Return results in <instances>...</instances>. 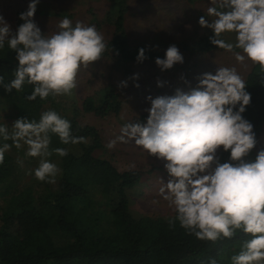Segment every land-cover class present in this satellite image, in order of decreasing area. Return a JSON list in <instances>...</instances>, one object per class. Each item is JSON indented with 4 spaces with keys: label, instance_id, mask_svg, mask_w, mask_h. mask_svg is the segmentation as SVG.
<instances>
[{
    "label": "clouds",
    "instance_id": "9594fccd",
    "mask_svg": "<svg viewBox=\"0 0 264 264\" xmlns=\"http://www.w3.org/2000/svg\"><path fill=\"white\" fill-rule=\"evenodd\" d=\"M38 2L29 0L26 10L18 14L23 23L15 30L0 14V49L7 45L14 50L18 62L13 78L3 83L0 76V84L6 91L17 92L32 85L28 100L71 95L80 69L105 51L104 36L94 24H73L67 16L59 21L57 31L42 32L33 19ZM198 23L212 30L208 37L212 45L237 50L236 61H250L264 72V0H209L206 15ZM224 33L234 34V39H223ZM143 59L141 47L136 60ZM183 59L177 45L170 44L155 63L163 71ZM137 76L134 73L133 79ZM162 83L157 80V86ZM246 84L234 66H219L214 73L199 74L197 86L187 91L178 87L171 95L149 94L145 120L123 123L120 135L107 147L117 140H133L162 162L167 180L159 192L174 212L168 219L170 227L178 222L197 239L213 242L242 232L248 238L230 256V264H264V148L248 159L257 138L253 124L242 115L251 101ZM118 86L126 87L127 80ZM50 134L64 145L85 140L72 134L67 118L48 108L38 120L20 116L10 125L0 123V163L11 147L26 146L25 156L39 157L32 170L36 179L55 183L60 169L47 157L53 152L65 156L68 149H50ZM221 151L228 153L226 159H221ZM209 264L218 261L211 259Z\"/></svg>",
    "mask_w": 264,
    "mask_h": 264
},
{
    "label": "trees",
    "instance_id": "16d2710c",
    "mask_svg": "<svg viewBox=\"0 0 264 264\" xmlns=\"http://www.w3.org/2000/svg\"><path fill=\"white\" fill-rule=\"evenodd\" d=\"M125 4V0H111L105 21L112 26L113 34L105 40L101 55L111 61L113 69L122 72L131 69L141 47L145 49L143 60L155 61L164 56L141 45H130L124 27ZM211 35L212 31L201 37L190 51L219 48L211 44ZM17 63L14 50L7 49V45L0 49L3 83L13 78ZM245 80L251 101L242 115L253 124L258 139L264 123V72L252 64ZM31 90L32 85L26 84L19 92L6 91L0 84V103H12L8 114L12 122L20 116L38 120L43 110L59 109L57 96L26 99ZM119 109L118 93L111 84L97 99L83 98L80 107H61L60 115L71 122L72 134L85 140L64 145L57 135L50 134V149H68L65 156L53 152L47 157L60 169L55 183L33 181L32 170L38 161L27 170L17 167L12 152L5 153L0 163V195L7 196L5 203L0 204V264H209L211 259L230 264V256L248 238L246 234L238 232L231 239L215 242L201 240L187 233L178 222L170 227L169 217H135L130 213L128 191L139 182L140 171L119 170L96 155L103 147L98 129L77 119L81 111L102 116L118 114ZM146 116L142 114L140 120ZM255 154L254 146L248 159H254ZM227 155L220 152L222 160ZM28 160L30 163L32 157Z\"/></svg>",
    "mask_w": 264,
    "mask_h": 264
},
{
    "label": "rangeland",
    "instance_id": "374dc122",
    "mask_svg": "<svg viewBox=\"0 0 264 264\" xmlns=\"http://www.w3.org/2000/svg\"><path fill=\"white\" fill-rule=\"evenodd\" d=\"M125 1L124 27L130 45H141L164 55L165 49L170 44H175L183 54V63H175L171 68L162 71L155 61H135L129 71L122 72L113 69L111 61L102 57L80 69L77 86L72 90V94L57 96L59 109L56 111L61 114V107L65 110L72 105L80 107L83 98L90 96L97 99L108 84L113 85L120 101L118 114L100 116L93 112L81 111L77 119L80 123L90 124L98 129L103 147L95 152L96 155L109 160L119 170L140 171L139 182L128 191L130 213L135 217H170L174 212L159 192V188L167 180L162 162L150 156L133 140H117L111 148L107 147V144L120 135L123 123L132 120L143 122L140 116L148 114L145 109L150 106V102L145 97L149 94L153 97L171 95L178 87L187 91L188 88L197 86L199 74L214 73L219 66H234L245 79L252 63L236 61V50L215 48L207 52L190 51L201 37L212 31L198 23V18L206 15L209 0ZM28 2L29 0H0V14L13 30L23 23L18 14L26 10ZM110 8L111 0H39L33 19L42 32L51 33L58 30L59 21L67 16L73 24L76 21L94 24L107 40L113 34L112 26L105 21V15ZM222 38L232 40L234 34L224 33ZM134 73L138 74L135 79ZM121 80H127L126 87L118 86ZM157 80L164 83L157 86ZM137 83L139 87L135 86ZM11 105L9 102L0 103L1 123H12L13 119L8 115L11 113ZM47 107L44 106L45 109ZM260 148H264V123L255 151ZM25 149L26 146L21 149L13 146L9 151L15 156L17 167L22 166L28 170V167L32 168L37 164L39 157H32L29 163L30 156L24 155ZM33 181L40 182L35 176ZM6 199L7 196L0 195V204H4Z\"/></svg>",
    "mask_w": 264,
    "mask_h": 264
}]
</instances>
